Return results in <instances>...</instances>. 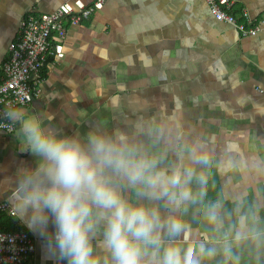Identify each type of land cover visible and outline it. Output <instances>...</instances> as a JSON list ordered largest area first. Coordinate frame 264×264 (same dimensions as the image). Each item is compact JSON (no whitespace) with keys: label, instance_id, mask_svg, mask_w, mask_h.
<instances>
[{"label":"crops","instance_id":"1","mask_svg":"<svg viewBox=\"0 0 264 264\" xmlns=\"http://www.w3.org/2000/svg\"><path fill=\"white\" fill-rule=\"evenodd\" d=\"M73 1L0 0V70L25 14H49ZM231 1L236 19L244 9L248 20H264V0ZM211 15L205 0H106L87 21L67 24L63 57L47 61L41 94L26 108L54 113L68 131L97 122L130 126L162 109L175 111L177 148L169 162L206 144V164L230 156L264 170V26L255 36H242ZM15 151L12 134L0 130V161ZM240 183L238 174H215L209 198ZM246 191L254 200L264 191V176ZM126 194L132 198L136 192L129 188ZM258 219L264 233V208ZM12 222L36 239L35 264H63L46 258L41 238L22 221ZM235 244L240 264H264V234Z\"/></svg>","mask_w":264,"mask_h":264},{"label":"clouds","instance_id":"2","mask_svg":"<svg viewBox=\"0 0 264 264\" xmlns=\"http://www.w3.org/2000/svg\"><path fill=\"white\" fill-rule=\"evenodd\" d=\"M55 121L52 112L16 103L0 110V128L16 144L11 159L0 161V197L41 238L47 259L240 264L235 241L264 234L258 219L264 191L252 201L246 191L264 170L230 156L206 164V144L169 162L177 148L175 111L162 109L153 118L111 128L97 122L68 131ZM215 174H238L240 187L210 199ZM129 188L135 197L126 194Z\"/></svg>","mask_w":264,"mask_h":264},{"label":"built area","instance_id":"3","mask_svg":"<svg viewBox=\"0 0 264 264\" xmlns=\"http://www.w3.org/2000/svg\"><path fill=\"white\" fill-rule=\"evenodd\" d=\"M106 0L85 4L81 0L65 2L49 14L29 12L20 20L14 40L8 47L0 79V110L9 104L28 106L41 94V71L49 59L63 57L62 41L66 26L87 21L104 6ZM211 16L218 22L234 26L242 36H255L264 20L252 22L242 9L239 19L232 13L231 0H205ZM11 134L6 128H0ZM0 215L14 219L6 202H0ZM0 264H35L36 239L26 230L0 231Z\"/></svg>","mask_w":264,"mask_h":264},{"label":"trees","instance_id":"4","mask_svg":"<svg viewBox=\"0 0 264 264\" xmlns=\"http://www.w3.org/2000/svg\"><path fill=\"white\" fill-rule=\"evenodd\" d=\"M3 69V67H2ZM2 69L0 70V79L2 76ZM43 71V70H42ZM41 71V79L43 80L44 76ZM16 224L12 222V219L6 218L5 216L0 215V231H13L16 229ZM21 229V228H20Z\"/></svg>","mask_w":264,"mask_h":264}]
</instances>
